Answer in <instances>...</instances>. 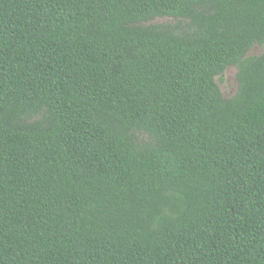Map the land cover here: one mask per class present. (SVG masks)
Listing matches in <instances>:
<instances>
[{
	"label": "trees",
	"instance_id": "16d2710c",
	"mask_svg": "<svg viewBox=\"0 0 264 264\" xmlns=\"http://www.w3.org/2000/svg\"><path fill=\"white\" fill-rule=\"evenodd\" d=\"M256 46L264 0H0V264H264Z\"/></svg>",
	"mask_w": 264,
	"mask_h": 264
},
{
	"label": "rangeland",
	"instance_id": "374dc122",
	"mask_svg": "<svg viewBox=\"0 0 264 264\" xmlns=\"http://www.w3.org/2000/svg\"><path fill=\"white\" fill-rule=\"evenodd\" d=\"M264 51V46H256L252 49V55L261 54ZM217 82L226 98H231L237 91L236 69L230 67L226 70L222 78L217 77Z\"/></svg>",
	"mask_w": 264,
	"mask_h": 264
}]
</instances>
